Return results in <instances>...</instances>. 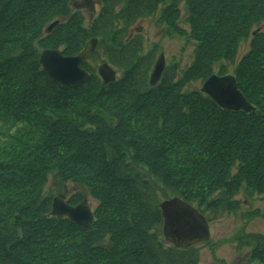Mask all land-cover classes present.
I'll return each instance as SVG.
<instances>
[{"label":"trees","instance_id":"trees-1","mask_svg":"<svg viewBox=\"0 0 264 264\" xmlns=\"http://www.w3.org/2000/svg\"><path fill=\"white\" fill-rule=\"evenodd\" d=\"M69 1L0 0V264H199L194 247L163 240L155 183L200 212L236 211L241 190L264 198V34H251L264 0H100L87 22ZM154 16L196 48L150 86L153 57L128 32ZM250 34L234 77L254 111L221 109L193 83L233 63ZM91 39L123 72L114 82L86 62L89 81L62 88L38 64L44 50L76 56ZM50 174L79 189L68 205L96 201L87 228L51 216ZM254 237L250 257L264 264V235Z\"/></svg>","mask_w":264,"mask_h":264},{"label":"rangeland","instance_id":"rangeland-1","mask_svg":"<svg viewBox=\"0 0 264 264\" xmlns=\"http://www.w3.org/2000/svg\"><path fill=\"white\" fill-rule=\"evenodd\" d=\"M99 2L100 0H96L97 10L100 7ZM179 7L181 19L178 22V27L187 30L186 18L188 15L185 3L182 2ZM81 14L87 22L89 13L82 11ZM130 33L141 39L144 52L153 57L152 69L160 55L164 56L165 68L176 65V68L183 70L193 63L196 44L190 39L186 40L180 37L173 28L162 25L156 16L134 24L129 29L128 34L130 35ZM256 33L264 34V20L251 30V34ZM251 34L248 38L240 41L234 62L215 64L212 69L213 74H221L218 76L234 75L236 64L250 49ZM105 49V46L99 45L95 49L97 53L93 54L95 57L92 56L93 58L91 57L87 63L92 66L97 76L98 68L102 64H107L115 71L116 79H118L123 72L111 65L104 54ZM224 67H226V71ZM219 68H223L222 72L218 71ZM203 83L204 81L195 82L193 88L200 90ZM4 139L5 137L0 135V141H4ZM155 187L159 204L176 197L171 191L162 189L159 183H155ZM77 191L79 189L74 185L60 183L56 181L54 175L50 174L44 186L43 195L52 196V198L62 196L67 201ZM233 200L238 203L236 211H229L226 208L216 211L201 210L209 224L210 239L207 243L194 246L199 254V264H259L250 257V252L254 236L264 235V219L258 217L257 214L258 211L264 213V198L241 190ZM82 203H85L92 212L97 205L96 201L87 193Z\"/></svg>","mask_w":264,"mask_h":264},{"label":"water","instance_id":"water-1","mask_svg":"<svg viewBox=\"0 0 264 264\" xmlns=\"http://www.w3.org/2000/svg\"><path fill=\"white\" fill-rule=\"evenodd\" d=\"M73 9L88 8L93 11L92 0H71ZM58 24L51 23L45 30L50 33ZM97 40H90L84 49L76 56H63L58 50L47 49L40 53L38 64L49 79L62 88L83 85L89 81V74L81 68L94 54ZM165 67L164 57L161 55L156 61L149 78V85L155 86ZM99 77L105 85L114 82L115 71L107 64L98 68ZM200 92L209 98L221 109L228 111H243L249 113L254 108L247 102L237 88L233 75H211L204 81ZM162 216V235L168 244L175 249L187 250L210 239L209 226L205 217L193 206L172 198L159 204ZM51 216L67 218L71 223L87 228L93 222V213L85 203L75 207L66 203L63 197L57 196L51 202Z\"/></svg>","mask_w":264,"mask_h":264},{"label":"flooded vegetation","instance_id":"flooded-vegetation-1","mask_svg":"<svg viewBox=\"0 0 264 264\" xmlns=\"http://www.w3.org/2000/svg\"><path fill=\"white\" fill-rule=\"evenodd\" d=\"M93 2V11H91L90 9L88 8H81V9H76L78 11H87L89 13V17H92V15L95 13V11H97V3H96V0H92ZM133 34L130 33V36H132Z\"/></svg>","mask_w":264,"mask_h":264}]
</instances>
